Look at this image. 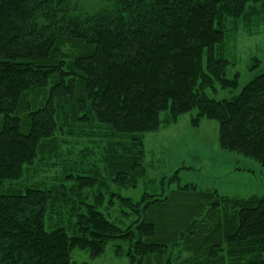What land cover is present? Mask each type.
<instances>
[{"label": "trees", "instance_id": "obj_1", "mask_svg": "<svg viewBox=\"0 0 264 264\" xmlns=\"http://www.w3.org/2000/svg\"><path fill=\"white\" fill-rule=\"evenodd\" d=\"M252 18L264 0H0V264H78L73 250L91 261L116 239L131 264H264V196L112 189L144 178L145 133L192 111L264 168V66L207 95L238 88L227 27ZM115 201L136 214L125 227L100 210Z\"/></svg>", "mask_w": 264, "mask_h": 264}, {"label": "rangeland", "instance_id": "obj_2", "mask_svg": "<svg viewBox=\"0 0 264 264\" xmlns=\"http://www.w3.org/2000/svg\"><path fill=\"white\" fill-rule=\"evenodd\" d=\"M250 19L247 23L235 20L227 27L229 35L227 58L231 61L227 75H239V86L235 90H207V95L215 99L234 97L243 85L252 79L264 66V19ZM190 114L180 115L175 123L162 125L158 130L143 135L145 146L144 165L146 173L136 187H114L116 192L134 202L140 200L144 193L154 194L157 199L174 193L173 201L184 194L179 190L186 184L194 185L197 191H214L231 198L264 196V168L255 160L220 147L218 142V123L214 120L201 119L198 126L191 123ZM166 114H161L163 120ZM59 171V168L55 169ZM178 170V180L172 179ZM163 182V183H162ZM192 191V190H191ZM187 192L183 195L191 196ZM183 199V198H182ZM182 199L171 202L165 212L182 207ZM100 207L105 216L119 227H125L136 219V214L129 208L122 207L115 201L113 207ZM161 205H150L146 210V219L158 212ZM131 212L130 216L125 213ZM127 244L122 240H111L106 251L91 261L85 250L75 249L72 262L86 264H131L126 257H114L115 246ZM140 264H146L145 258Z\"/></svg>", "mask_w": 264, "mask_h": 264}, {"label": "crops", "instance_id": "obj_3", "mask_svg": "<svg viewBox=\"0 0 264 264\" xmlns=\"http://www.w3.org/2000/svg\"><path fill=\"white\" fill-rule=\"evenodd\" d=\"M114 257H116V256H114ZM117 258V257H116ZM92 261V260H91ZM91 261H90V263H91Z\"/></svg>", "mask_w": 264, "mask_h": 264}]
</instances>
